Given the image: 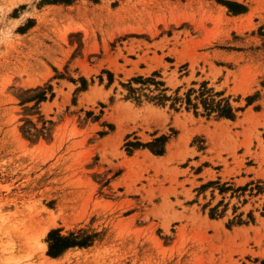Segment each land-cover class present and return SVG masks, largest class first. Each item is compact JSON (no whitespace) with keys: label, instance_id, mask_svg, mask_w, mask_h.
<instances>
[{"label":"rangeland","instance_id":"obj_1","mask_svg":"<svg viewBox=\"0 0 264 264\" xmlns=\"http://www.w3.org/2000/svg\"><path fill=\"white\" fill-rule=\"evenodd\" d=\"M227 1L0 0V264H264V0ZM155 72L235 119L129 97Z\"/></svg>","mask_w":264,"mask_h":264},{"label":"trees","instance_id":"obj_2","mask_svg":"<svg viewBox=\"0 0 264 264\" xmlns=\"http://www.w3.org/2000/svg\"><path fill=\"white\" fill-rule=\"evenodd\" d=\"M63 1H69V0H63ZM224 5H226L231 12H234L236 14L244 13L247 11V8L245 5L238 3V2H232L227 0H220ZM158 76V73H154L152 77L144 78L142 76H138L136 78H133L131 82L128 84L129 88V97L134 98L136 101L141 102L142 97H146L150 100H155L159 104L163 105L165 102L171 100L172 106L175 107L177 102L184 101V103L187 104V109L194 108L196 114H198V108L201 105L203 107V112L206 116H212L213 114H216L219 118H227V119H235L237 110L231 105L230 101L227 99H218L222 96L221 93H214L212 89H208L205 85L202 86V88L198 91L191 89L187 94L185 98H181L178 96L171 97L168 96L166 93V89L163 88L164 83L156 80V77ZM136 82L139 84H142L144 86H154V89L151 90L148 87L145 89H148L151 93H155L154 95L150 96L148 94H145L142 92V89L134 88L132 83ZM144 91V90H143ZM143 94H142V93ZM45 95V94H43ZM43 99H45V96H43ZM194 95V100L192 96ZM169 137L168 136H161L157 139H155L153 142L142 144L141 142H129L127 144L130 148H138V147H148L153 153L157 155H162L165 153L166 144L168 142ZM218 186V189L220 190V193L228 192L231 189V186L228 184L220 185V182L216 181H210L207 184L203 185L202 188H207L210 186ZM224 206L227 207L226 204H224V201H220L216 206L212 207L210 209L209 215L211 218H217L221 217L225 209L221 210V207ZM243 215H238L235 219L236 224H244V220L242 219ZM251 219H253V216L250 215ZM234 221V220H233ZM91 243V237H87L78 233H70L68 236H63L60 232V230H53L48 234V255L50 257L56 258L60 256L63 252L68 250L72 247H85L90 245Z\"/></svg>","mask_w":264,"mask_h":264}]
</instances>
